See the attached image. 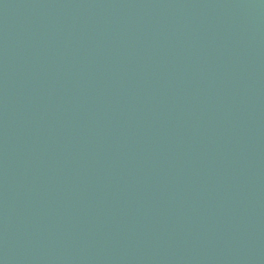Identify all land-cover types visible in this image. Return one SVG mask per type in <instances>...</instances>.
I'll use <instances>...</instances> for the list:
<instances>
[{"label": "water", "instance_id": "water-1", "mask_svg": "<svg viewBox=\"0 0 264 264\" xmlns=\"http://www.w3.org/2000/svg\"><path fill=\"white\" fill-rule=\"evenodd\" d=\"M0 264H264V0H0Z\"/></svg>", "mask_w": 264, "mask_h": 264}]
</instances>
